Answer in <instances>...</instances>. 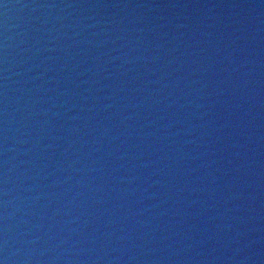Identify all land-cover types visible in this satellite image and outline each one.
Returning <instances> with one entry per match:
<instances>
[{
  "label": "water",
  "instance_id": "95a60500",
  "mask_svg": "<svg viewBox=\"0 0 264 264\" xmlns=\"http://www.w3.org/2000/svg\"><path fill=\"white\" fill-rule=\"evenodd\" d=\"M0 264H264V0H0Z\"/></svg>",
  "mask_w": 264,
  "mask_h": 264
}]
</instances>
